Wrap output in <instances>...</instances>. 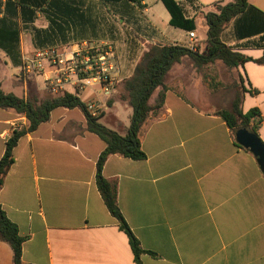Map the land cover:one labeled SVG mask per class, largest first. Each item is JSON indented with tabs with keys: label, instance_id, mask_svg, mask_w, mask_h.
I'll return each mask as SVG.
<instances>
[{
	"label": "crops",
	"instance_id": "crops-1",
	"mask_svg": "<svg viewBox=\"0 0 264 264\" xmlns=\"http://www.w3.org/2000/svg\"><path fill=\"white\" fill-rule=\"evenodd\" d=\"M176 1L187 17L194 18L195 42L203 51L206 38L198 40L196 27L204 23L206 12L197 0ZM247 2L264 14V0ZM128 4L120 9L102 0H0V17L18 26L22 57V65L16 67L0 50L1 89L24 99L53 97L47 85L54 79V67L44 63L38 75L26 76V61L43 50L64 53L81 43H106L103 40L111 37L104 35V25L111 33L121 24L132 32L127 38L132 45L127 47L126 40L114 52L117 94L105 97L96 86L76 93L68 84L60 91L77 95L85 105L98 106L103 123L99 122L124 135L129 126L124 122L130 120L132 109L120 99V82L132 75L148 46L188 42V32L181 30L176 40L150 22L143 0L140 7ZM215 4L224 5L213 0L211 12ZM87 24L94 28L88 29ZM57 25L65 27L58 30ZM31 27L46 30L54 40L72 42L36 49ZM263 27L264 17L250 9L228 23L221 41L232 51L261 58L264 49L254 43L264 33ZM257 28L262 30L255 34ZM187 62L193 66L187 57L174 64L165 89L158 87L150 98L149 104L154 105L158 95L163 96L161 108L150 113L138 136L144 158L111 155L101 171L116 186L120 213L143 251L138 261L96 186L103 141L88 131L81 110L58 107L47 122L18 140L0 189V207L24 239L22 264H264V174L254 156L238 147L225 122L214 114L229 109L241 85L245 90L242 112L257 109L264 117V64L247 61L233 70L217 61L209 64L222 74V93H204L197 81L192 100L186 89L193 83L181 75ZM25 125L23 115L0 109V157L12 132ZM257 136L264 145V120ZM0 264H12V250L3 241Z\"/></svg>",
	"mask_w": 264,
	"mask_h": 264
},
{
	"label": "trees",
	"instance_id": "trees-1",
	"mask_svg": "<svg viewBox=\"0 0 264 264\" xmlns=\"http://www.w3.org/2000/svg\"><path fill=\"white\" fill-rule=\"evenodd\" d=\"M104 4L119 5L120 9H126L128 2H133L135 6L140 7V0H102ZM165 11L168 13V24L186 32L195 30L194 18L185 15L182 6L176 0H159ZM213 12L204 15V25L206 27L205 48L201 53L189 51L184 46L176 44H153L146 48L141 61L134 67L130 77L120 82V99L131 109L132 115L130 123L124 135L112 131L99 122L100 114L96 117L91 116L85 103L75 94L62 92L46 100H39L36 96L29 98L18 97L12 93H5L0 87V109L13 110L16 114L23 115L26 119V125L20 129L14 130L7 140L4 152L0 157V189L4 177L13 163V148L18 140L26 133L33 132L40 124L49 119L50 112L58 107L67 109L78 108L83 113L87 129L97 135L104 143V150L99 155L96 162V186L108 212L119 222L120 229L128 237L129 245L134 253L135 260L138 261L143 252L138 240L131 233L124 218L122 217L117 204L116 186L106 180L102 175V167L111 155H117L132 160H142L144 154L140 149L138 139L139 133L145 124L150 113H155L161 108L163 96L160 93L154 105L149 101L158 87L165 89L164 81L172 66L184 57L189 58L196 69L213 64L216 61L221 63L228 70L236 69L247 61H253L257 64H264V55L258 59H251L224 45L221 41V35L225 27L232 20L238 19L248 10H254L264 17L259 10L251 7L247 0H232L224 5L215 4ZM24 11V10H23ZM126 15L129 10L125 11ZM6 14V12H5ZM123 18V17H121ZM123 20H125L123 18ZM56 26V24H54ZM54 25H51L52 28ZM58 30L64 28V25H57ZM88 29H93V24H87ZM33 31L32 43L36 49H45L56 45H66L72 41L65 39L54 40L48 37L46 30L31 27ZM257 28L255 34L260 33ZM250 32V31H249ZM252 32H254L252 30ZM261 32H264V27ZM19 29L15 22L7 20L5 16L0 17V50L10 60L13 66L22 65V57L19 48ZM255 47L264 49V33L259 37ZM63 50V49H62ZM245 90L241 85H237L234 97L229 109H221L214 112L226 124L234 136L239 129H246L250 133L257 135V130L264 120L257 109H250L242 112L241 102ZM239 147V146H238ZM243 149L242 147H239ZM245 150V149H243ZM247 151V150H245ZM0 241L7 243L12 250V264H22L21 248L24 239L18 235L17 227L6 217L0 207Z\"/></svg>",
	"mask_w": 264,
	"mask_h": 264
},
{
	"label": "built area",
	"instance_id": "built-area-1",
	"mask_svg": "<svg viewBox=\"0 0 264 264\" xmlns=\"http://www.w3.org/2000/svg\"><path fill=\"white\" fill-rule=\"evenodd\" d=\"M187 36L188 42L184 47L191 52L201 53V47L195 42V34L188 32ZM44 63L54 67V79L47 85L53 93H57L67 84L75 87L76 93L94 86L105 97H112L118 92L119 71L109 45L81 43L64 53L55 49L43 50L26 61L23 72L26 76H36ZM86 110L94 117L100 114L98 106L93 103L86 104Z\"/></svg>",
	"mask_w": 264,
	"mask_h": 264
},
{
	"label": "rangeland",
	"instance_id": "rangeland-1",
	"mask_svg": "<svg viewBox=\"0 0 264 264\" xmlns=\"http://www.w3.org/2000/svg\"><path fill=\"white\" fill-rule=\"evenodd\" d=\"M146 4L147 7L149 8V11L145 14L147 19L150 22L155 23V25L158 27V29L161 32H164L165 34H172L171 36H174L176 38V40L179 39V37L182 35L181 30L177 29V28H173L171 26L168 25V13L165 11L164 7L162 6V4L160 3L159 0H143ZM216 1H220L223 4H227L228 0H216ZM212 2L213 0H197L198 5L200 6V8L202 9L203 13H207V12H211V6H212ZM142 17V15H141ZM143 18V17H142ZM108 26L104 25V35L107 36L108 38L111 37V39L108 40H103V42L106 43H101V41H91V44H95V45H109L112 48L113 53L117 51H119L120 47L123 46L124 44L122 42L127 40V47H130L131 41H129L128 35L131 34L132 32H130V30L128 28H126L125 26H122L121 24L119 26H114L111 30V33H107L105 30H109L107 28ZM196 34H197V38L200 41H204V39L206 38V27L204 25V23L202 21H200V23L198 24V26L196 27ZM130 44V46H129ZM142 59V58H141ZM221 72L218 70L217 66H204L201 69H194L193 66H191L190 62H187L185 64L182 65L181 67V75H183L184 77H186L187 83L188 84H192L191 86H189V88H187V96L191 97L193 100V91H192V87L193 85L198 81V84L202 85V89L204 90V93H208L209 95L213 94V93H217L222 91L221 90V84H220V74ZM175 76H178L177 74H174ZM196 79V80H195ZM199 86V85H198ZM62 91H58L57 93H53V96L59 95L61 94ZM222 92H220L221 94ZM55 94V95H54ZM129 114H131V110L129 112ZM100 122H102L99 119ZM130 121V120H129ZM128 119L125 120L124 124L126 125V127L129 124ZM103 123V122H102Z\"/></svg>",
	"mask_w": 264,
	"mask_h": 264
},
{
	"label": "water",
	"instance_id": "water-1",
	"mask_svg": "<svg viewBox=\"0 0 264 264\" xmlns=\"http://www.w3.org/2000/svg\"><path fill=\"white\" fill-rule=\"evenodd\" d=\"M234 139L239 147H242L254 156L260 170L264 174V145L258 136L246 129H239L236 131Z\"/></svg>",
	"mask_w": 264,
	"mask_h": 264
}]
</instances>
